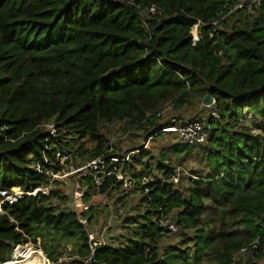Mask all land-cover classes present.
<instances>
[{
  "label": "trees",
  "instance_id": "16d2710c",
  "mask_svg": "<svg viewBox=\"0 0 264 264\" xmlns=\"http://www.w3.org/2000/svg\"><path fill=\"white\" fill-rule=\"evenodd\" d=\"M236 1L0 0V191L18 187L32 192L46 186L47 177L37 176L32 158L52 160L58 149L72 153L79 141L96 144L89 152L92 159L121 158L116 150L110 152L105 125L118 122L152 138L173 125L164 118L210 95L220 114L219 119L209 118L208 142L214 151L207 152L206 162L211 174L191 180L185 198L168 179L178 174L173 158L190 159L194 147L180 141L164 149L152 165L143 162L149 152L142 150L133 159L142 166L141 179L155 172L164 178L140 186L145 213L138 220L128 218L126 224L134 228L121 238L123 246L98 248L93 264H261L264 7L258 18L210 37L209 25L227 3ZM151 7L158 12L145 24L141 13ZM199 20L205 27L193 46L191 29ZM245 110L260 122L262 134L234 130ZM49 123L60 134L50 142L45 132ZM86 182L93 195L120 188L114 177L101 186L90 177ZM55 199L68 197L53 191L3 205L0 264L23 241L41 246L56 263L62 254L55 244L48 245L46 227L69 239L74 254L91 256L78 215L59 211ZM162 214L176 219L186 239L160 256ZM253 242L256 248L249 247ZM243 248L247 251L240 253Z\"/></svg>",
  "mask_w": 264,
  "mask_h": 264
},
{
  "label": "built area",
  "instance_id": "2783aa9c",
  "mask_svg": "<svg viewBox=\"0 0 264 264\" xmlns=\"http://www.w3.org/2000/svg\"><path fill=\"white\" fill-rule=\"evenodd\" d=\"M263 7H264V0H237L233 4L227 3L224 11L219 16V19L216 22L209 25L213 31L210 37L212 38L214 36L213 35L214 33H218L219 31L224 30L223 26L228 24L229 22H232L231 26L233 28L235 26L245 25L246 24V21H244L245 17L246 18L248 17L250 19L258 18L260 16V12ZM157 12L158 10L155 7H151L149 9L144 10L141 13V15L143 16L142 17L143 22L146 24L147 20L150 18L149 15L156 14ZM233 18H235L234 21H232ZM204 27L205 24L200 20L192 27L191 37H192L193 46H195L201 40L202 29ZM208 107L213 108L210 117L219 119L220 114L218 112L215 99L213 104ZM172 124L173 125H171L169 128H164L160 132L164 131L165 133H169V134H177L184 144L194 148L205 146L208 143V138L212 130L209 120L207 119H195L192 121L173 120ZM45 132L47 134L48 142L53 141L58 137H60L57 127L54 123L47 124L45 126ZM156 136L157 134L152 138L154 139ZM53 147L57 148V145L53 144ZM142 150L143 149H139L136 152L140 153ZM74 154H75L74 150L72 153H66L58 149L55 151V155L52 160L48 157H45L43 161L38 157L32 158L33 159L32 167L37 171V176H41L43 174L46 175L47 185L43 187H39L38 189L32 192H24L18 187L11 188L10 190L0 191V198H1L0 215L4 214L3 211L4 204L13 206L25 197H35L38 194L49 196L51 192L53 191L57 192L55 187L58 185V183L65 182V179L73 178L75 174L76 176L78 175L79 179H77L76 182L74 181V184L72 185L73 188L71 195L70 196L64 195L68 197V200L64 201L62 204L57 205V208L59 211L62 212L71 211V212H75L78 215L79 223L84 226L85 231L87 232L88 235L89 246L91 249V256L82 258L79 255L73 254V258L78 259L76 261H79L80 262L79 264H93L94 262L92 260V256L98 248L106 247V246L119 248L123 245H121L122 244L121 239H120V244L115 245V243L108 240L110 236H108L107 234L106 236L104 234H99L98 231H95L90 227L91 222L89 220V217L84 216L86 211L87 212L92 211V206H90L89 202L88 205H86V210L82 213H79L78 207H80L81 205L83 206V201L85 202L86 197L88 195L93 196V190L87 184L86 178L90 177L96 186H101L108 177H114L117 180L120 187H123L125 191L132 190L135 187L133 180L127 177L126 171L122 172L121 167L119 166L121 163L124 165L131 164L132 158L129 159L126 157L123 158L100 157V158L92 159L91 162H88L87 166H84L82 168H76L73 164ZM52 165H54L53 168L51 167ZM179 172L180 170H178L177 175L175 176L173 175L168 179L169 182L173 183L176 187L179 186L182 181ZM149 183H150L149 180H146V184H143L142 186L145 187V185ZM112 191L110 190V193ZM148 193L149 190L146 188L144 194H148ZM79 202L81 203L79 204ZM64 205L66 207L61 208V206ZM131 216L129 217L131 218ZM12 221L15 222L14 220ZM158 221L160 227L163 229V237L161 238L158 244L159 254L160 256H163L168 247L178 246V243L172 244L173 237L182 235V240H184V233L181 230V228L178 226L176 219H173L171 217L162 214L160 215ZM109 228H112V226L110 225ZM16 230H19V228H16ZM24 242H28V241H23V243L21 242L19 245L15 246L14 249L17 251L18 248L24 247L26 244ZM249 247L256 248L257 242L251 243ZM147 251L148 249H146V252ZM246 251L247 248H243L240 250V253H244ZM42 261L44 264H51L50 262H52L48 256L47 257L42 256ZM56 263L66 264V262H64L62 258H59ZM1 264H6V263L3 262ZM95 264H106V263L96 261Z\"/></svg>",
  "mask_w": 264,
  "mask_h": 264
},
{
  "label": "rangeland",
  "instance_id": "374dc122",
  "mask_svg": "<svg viewBox=\"0 0 264 264\" xmlns=\"http://www.w3.org/2000/svg\"><path fill=\"white\" fill-rule=\"evenodd\" d=\"M235 18H233L232 21H234ZM250 18H244V21L248 22ZM232 22H229L228 24L223 26V29H232ZM200 100H193L192 104H190L189 109L186 110L185 112H182L180 115L177 113L168 116L167 118H164V121L167 122H173V120L177 121H192L197 119L198 117L196 116L197 111L196 107L199 106ZM195 105V109H190ZM199 110V109H198ZM180 113V112H179ZM211 111H209L208 115L205 117L207 120L210 118ZM175 118V119H174ZM248 118H251L248 120ZM261 125L260 122L257 120V118L254 116L252 112L249 110H245L242 118V126H247L248 130L250 131H257L254 130V124L256 125ZM170 126L164 127V128H169ZM250 128V129H249ZM163 130V129H162ZM102 132L107 136L109 140V146L112 147L110 149V152L112 151H117V154L120 155L121 158L126 157V158H132L131 159V164H125L128 168L125 169L124 164H120L119 166L121 167L122 172L126 171V176L129 177L130 179L133 180L135 187L132 190L125 191L123 187H120L117 190L112 191L108 195H101V194H96L93 196H87L89 199L86 200L85 202L83 201V206L81 205L78 207L79 213H82L86 210V205H88V202L90 206H92V212H87L90 213L88 217H91L92 219L90 220L91 224L90 227L98 231L99 234H106L110 236L108 238L109 241H112L115 243V245L120 244V239L124 236H128L129 232L134 228V225H127L126 224V219L130 218L129 216L133 217V220H138L140 216H142L145 211H146V206L142 202V194L140 189V186L143 184H146V180H149V182L158 179L159 178H164L162 177V173L155 172L152 176L146 177L144 179H141V169L142 166L136 165V163L133 161L134 158H139L138 155L139 153L136 152L137 149H143V151L149 152V157L144 159L145 164H153V159L155 161L159 160L160 153L168 148L169 146H173L181 141L180 137L177 134H169L165 133L164 131L160 132L158 131L157 136L153 138H147V133L145 132H140L136 130H126L124 127V124L115 122L113 124H107L103 127ZM65 139H70L69 137H65ZM73 149L74 150V166L76 168H82L84 166H87L88 162H91L92 160V154L89 153L90 151L93 150V148H96V144H94L92 141L89 140H83L79 141L77 143H73ZM199 147L193 148L192 151V156L196 155L198 153ZM88 152V153H86ZM184 157H179L176 159L175 157L173 158L174 162H177L178 165V170H180L181 173V167L183 170L186 172V180L181 181V184L177 186L180 188L184 196L186 198H189V193L187 192L188 189H186V185L189 178V175H197V170L199 169V165L195 161H190V162H183L181 163V160ZM190 163V164H189ZM134 164L133 171L130 169L131 165ZM183 173V171H182ZM141 181V185L136 184V180ZM79 179L78 175L76 174L73 176V178H68L65 179V182L58 183V185L55 187L56 191L59 192L60 194L70 196L72 193V188L74 181ZM86 197V198H87ZM55 205L62 204L64 201L59 202L57 199L54 201ZM81 202H79L80 204ZM69 206V205H68ZM66 206H61V208H65ZM85 212V214H86ZM139 216V217H138ZM112 226V228H109V226ZM44 233L46 235L47 243L50 246L52 243L57 246V250L59 254H62L61 257L66 264H79V261H76L78 259L73 258L74 254V248L75 245L71 243L69 239L64 237L61 232L55 231L51 228H44ZM188 234V233H186ZM186 237H184V240ZM184 240H182V235L181 236H174L172 239V244H177L178 246H181L184 244ZM23 243V242H22ZM26 243L25 245L30 244L28 246H33L35 248L40 249L44 254L45 257L46 251L41 247L33 244V242L28 241L24 242ZM27 247V246H25ZM73 247V248H72ZM19 249V248H18ZM21 249V248H20ZM15 250V249H14ZM11 256H8L4 263H8L12 259H14L16 250L14 251ZM23 250H35L32 247L28 249H23ZM27 253V251H25ZM72 256V257H71ZM51 264H59V263H53L50 262ZM261 264H264V259H262Z\"/></svg>",
  "mask_w": 264,
  "mask_h": 264
},
{
  "label": "crops",
  "instance_id": "0c3cea01",
  "mask_svg": "<svg viewBox=\"0 0 264 264\" xmlns=\"http://www.w3.org/2000/svg\"><path fill=\"white\" fill-rule=\"evenodd\" d=\"M195 105H197V103L196 104L194 103V105L192 107H190V109H195V107H194ZM196 108L199 109V110L196 109L197 111H194V112H197L196 113V116L198 117L197 119H206L205 117L208 115L209 111H211V113H212V109H213L212 107L204 106L201 102H199V106L196 107ZM188 109H189V107L186 108L185 110H183L182 112H185ZM182 112L177 113V114L180 115ZM210 116H211V114H210ZM249 119H251V118H248V120ZM253 127H254V130H258V132L257 131L256 132L255 131H250V130L246 129V128H248L247 126L246 127L242 126V124L239 127H237V128L235 127L234 130H238L240 132L249 131V132H252L254 134H262L261 133L262 132L261 125H259V123H258V125L254 124ZM215 129L217 130V127ZM211 151L212 152L214 151V146L212 145V143L208 142L207 145H205L203 147H199L198 153L196 155H193L190 159H186V160L183 161L184 163L185 162H190V161H195L199 165L198 166L199 169L197 170V172H198L197 175H194V176L189 175L188 176L189 178L191 177L188 180L187 185H186V189H188L187 192L189 193V196H190V188L192 186L191 180L198 181L200 179L207 178L211 174V171L208 168L207 162H206L207 161V154H208L207 152H211ZM183 162L181 161V163H183ZM182 171H183V173H182ZM179 174H180V176L182 178V181L185 182L187 176L184 175V174H186V172L183 170L182 167H181V173L179 172Z\"/></svg>",
  "mask_w": 264,
  "mask_h": 264
},
{
  "label": "bare ground",
  "instance_id": "6f19581e",
  "mask_svg": "<svg viewBox=\"0 0 264 264\" xmlns=\"http://www.w3.org/2000/svg\"><path fill=\"white\" fill-rule=\"evenodd\" d=\"M31 247L35 250L27 251L21 250L23 248L17 249L14 259L7 264H44L42 261V256H44L43 252L38 248ZM25 251H27V253Z\"/></svg>",
  "mask_w": 264,
  "mask_h": 264
},
{
  "label": "water",
  "instance_id": "95a60500",
  "mask_svg": "<svg viewBox=\"0 0 264 264\" xmlns=\"http://www.w3.org/2000/svg\"><path fill=\"white\" fill-rule=\"evenodd\" d=\"M116 71L115 70H113V71H111L110 73H108V75H111V74H113V73H115ZM213 102H214V98L212 97V96H210V95H208V96H206L203 100H202V104L204 105V106H211L212 104H213Z\"/></svg>",
  "mask_w": 264,
  "mask_h": 264
}]
</instances>
